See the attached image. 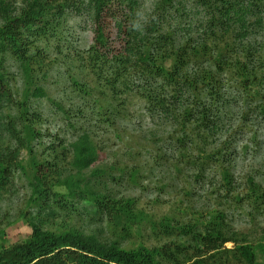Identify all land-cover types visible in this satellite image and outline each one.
Here are the masks:
<instances>
[{"label":"trees","instance_id":"1","mask_svg":"<svg viewBox=\"0 0 264 264\" xmlns=\"http://www.w3.org/2000/svg\"><path fill=\"white\" fill-rule=\"evenodd\" d=\"M139 9V0H29L18 10L10 0H0V113L3 105L13 104L17 113L0 116V199L13 190L14 174L23 175L27 209L19 218L31 230L25 240L7 245L0 229V264H257L256 249L264 253V243L248 241L228 219L229 210L231 215L237 208L264 207V188L253 176L241 186L232 174V159H225L233 148L232 122L242 131L247 124L264 125V45L253 43L262 30L264 0H158L144 20ZM69 11L87 13L93 32L88 50L68 59L78 63L76 70L91 78L92 86L85 88L76 79L72 86L80 98L98 91L106 97L102 102H110L103 107L98 97L90 109L80 102L82 109L100 113L106 108L112 119L126 120L128 105L142 102L148 118L173 128L166 142L177 153L171 163L175 171L186 166L193 182L201 183L205 174L207 178L212 169L219 170L220 191L215 195L225 208L219 206L202 222L164 215L155 224L138 209L137 199L100 190L106 172L91 169L98 151L86 133L66 143L42 131L27 95L43 56L31 52L41 42L61 39L57 29ZM7 60L17 64L24 78L25 96L16 104L11 101ZM30 96L45 94L35 87ZM55 107L70 128L75 129L73 118H85L79 108L71 112ZM223 138L216 150L210 149ZM36 147H43L41 160L34 155ZM66 158L70 160L63 164ZM67 167L74 175L63 176ZM135 180L131 174L130 181ZM75 212L117 235L141 234L148 225L165 241L152 248L124 249L116 241L105 243L57 224L54 230L47 228L60 214L71 218ZM227 243L233 246L226 248ZM186 250L192 251L194 262L187 261Z\"/></svg>","mask_w":264,"mask_h":264},{"label":"rangeland","instance_id":"2","mask_svg":"<svg viewBox=\"0 0 264 264\" xmlns=\"http://www.w3.org/2000/svg\"><path fill=\"white\" fill-rule=\"evenodd\" d=\"M28 1L10 0V3L18 10ZM157 1L139 0L141 19L144 20L149 15ZM109 26L113 28L112 24ZM57 32H60L61 39L57 37L56 40H51L47 44L41 42L31 52V55L39 53L43 56L41 66L34 68L32 74L34 84L27 95L30 110L38 113L42 120L40 125L42 131L58 135L66 143L75 140L79 134L86 133L98 151V161L91 169L97 168L106 172L101 180L104 188L100 186V190L116 198L137 199L138 209L150 215L155 224L164 215H182L181 219L184 222L194 220L202 222L206 221L208 215L214 210L222 208L220 197L215 195L220 191L219 170L212 169L207 178L205 174L201 183L193 182V172L186 166L180 165V169L175 171L171 163L176 161L177 153L172 152L166 142L173 128L160 125L157 120L153 121L148 118L142 102L133 100L128 105L127 114L129 115L126 120L112 119L106 108L100 113H97V109L94 112L82 109L80 105L82 101H85L90 109L95 98L100 97L101 102L106 99L98 91L91 92V96L89 94L80 98V94L75 91L71 83L73 79H76L85 85V88L92 86L91 78L80 76L81 72L76 70L78 63L72 64L68 60H72L76 53L85 52L92 45L93 32L88 14L67 12ZM110 33L113 38L114 31ZM253 43L255 47L264 45V20L262 30L257 32ZM57 47H59V52H57ZM5 68L12 92L11 101L14 103L21 101L25 96V83L21 70L11 60L5 62ZM35 87L44 92L43 98L30 96ZM231 94L236 96L233 91ZM109 103V101L102 102L103 107H107ZM56 105L64 110L70 109L71 112H78L79 108L83 111L85 118L81 120L78 117L73 118L71 124L75 129L70 128L63 120L61 111L56 109ZM237 106L241 107V105ZM2 109L1 117L8 114L17 117L14 104L12 107L3 105ZM230 110L238 114L236 107ZM232 125L235 127L232 129L233 132H230L232 135L230 140H234L233 148H231V153L230 150L228 151L225 159L229 157L232 159L230 166L234 178L242 186L247 177L253 176L255 181L264 188V125L247 124L245 131L236 128L233 122ZM224 140L225 138L220 143L215 142L210 149L216 150ZM43 145L47 144L43 142ZM42 148L34 149L37 160L42 159L40 155ZM23 157L26 161L24 154ZM69 160L66 158L62 163L66 164ZM91 169L84 171L83 175L87 177ZM17 173L18 175L14 174L13 190L0 199V229L5 232L7 245L25 240L31 232L26 222L19 218V213H24L23 210L27 209L28 192L26 178H23L19 172ZM70 173L74 175L75 172L69 171L67 167L63 176ZM131 174H134L136 178L135 183L130 181ZM113 178L115 180H112ZM223 207L225 208L224 205ZM229 214L230 210L228 219L234 231L241 236L245 235L247 240L254 244L264 243V207H260L258 211L246 207L240 211L237 208L231 215ZM60 215L61 217L58 216L59 219L57 218L55 223L46 224L48 229L54 230L57 224L62 226L63 230H75L87 236H95L105 243L116 241L124 249H134L140 245L152 248L165 241V239L155 237L148 225L143 227L144 231L141 234L132 233L124 236L114 234L103 223L80 218L77 212L71 218ZM32 220L35 221L34 217ZM224 246L231 248L233 244L227 243ZM186 253H190L186 256L187 261L190 260L189 263L196 260L193 259L194 254H191V250H186ZM256 255L257 264H264V253L256 249Z\"/></svg>","mask_w":264,"mask_h":264}]
</instances>
